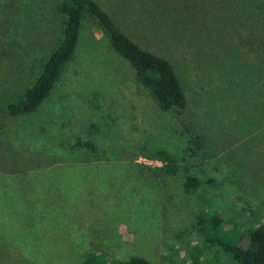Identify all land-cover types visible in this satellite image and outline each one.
I'll return each mask as SVG.
<instances>
[{"label":"rangeland","instance_id":"374dc122","mask_svg":"<svg viewBox=\"0 0 264 264\" xmlns=\"http://www.w3.org/2000/svg\"><path fill=\"white\" fill-rule=\"evenodd\" d=\"M63 1L0 0V264H231L197 226L231 220L216 238L246 247L264 224V43L261 55L241 44L251 26L235 16L255 8L247 24L264 34V0H97L173 63L193 137L90 19L48 99L9 114L64 39ZM160 150L177 174L160 172ZM188 175L200 182L190 193Z\"/></svg>","mask_w":264,"mask_h":264},{"label":"trees","instance_id":"16d2710c","mask_svg":"<svg viewBox=\"0 0 264 264\" xmlns=\"http://www.w3.org/2000/svg\"><path fill=\"white\" fill-rule=\"evenodd\" d=\"M238 1L242 8L248 2V0ZM258 1L260 2V0ZM259 6L263 9L262 4ZM119 13V10L114 8L103 7L97 0H64L60 8V14L64 17V39L47 61L35 84L21 99L9 104V114L11 116L33 114L48 99L67 64L75 56L83 26L86 20L90 19L107 37L114 52L133 68L137 84L151 95L162 112L177 117V121L183 129L181 130L182 135L193 137L192 127L187 123L190 101L173 63L159 53L143 48L130 37L125 31V27H131V23ZM262 14L264 16V10ZM235 16L240 19L244 18L246 27L251 26L245 40H241L243 42L241 44L261 55L262 48L259 45L261 42L264 43V34L257 36L256 33H253L256 27L247 24L259 16L255 8L253 10L250 8L242 14H235ZM144 30L146 32L143 33L150 36L151 33L146 27ZM152 158L164 163V166L160 168L163 175H175L180 169L176 158L165 150L156 152ZM199 186L200 182L196 177L187 176L186 192H193ZM232 222L231 220L225 221L218 215L200 220L197 230L204 236L205 246L209 249L214 246L221 248L231 257V264H264V224L251 231L246 238L247 246L241 247L231 241H224L223 236L216 238V235L220 234L221 228L224 230V226H229ZM85 264L152 263L141 257H135L129 261H118L109 260L105 255L91 254L87 257Z\"/></svg>","mask_w":264,"mask_h":264}]
</instances>
